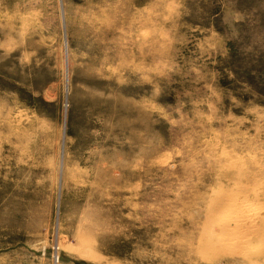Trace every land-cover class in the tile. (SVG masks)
I'll list each match as a JSON object with an SVG mask.
<instances>
[{
    "label": "rangeland",
    "instance_id": "obj_1",
    "mask_svg": "<svg viewBox=\"0 0 264 264\" xmlns=\"http://www.w3.org/2000/svg\"><path fill=\"white\" fill-rule=\"evenodd\" d=\"M0 264H264V0H0Z\"/></svg>",
    "mask_w": 264,
    "mask_h": 264
},
{
    "label": "bare ground",
    "instance_id": "obj_2",
    "mask_svg": "<svg viewBox=\"0 0 264 264\" xmlns=\"http://www.w3.org/2000/svg\"><path fill=\"white\" fill-rule=\"evenodd\" d=\"M224 158V157H223ZM232 162V161H231ZM253 165V164H252ZM228 168V167H227ZM229 169V168H228ZM229 200H231V199H229ZM235 201V200H234ZM234 203V202H233ZM242 203V202H241ZM231 204V205H230ZM245 206H247V205H245ZM251 206H253L252 204H251ZM250 206V207H251ZM237 207H239V206H233V204L232 203H227L225 206H223V210H221L220 211V213H219V215H220V218H219V222H220V224H224V222L225 221H228V224L227 225H223V227L224 228H222V230L220 231V235H218L217 237H216V242L214 243V245L215 246H226V245H228V244H231L232 242H229V238H227V236H230V238H232L233 240L235 239V238H239L240 239V237L241 236H239V234L243 231V229L245 228V227H248V226H246V225H241V226H239L238 224H239V221H241V220H238V219H236V220H234V222H229V219H231V218H229L230 217V214H232V213H239V211L240 210H243V212H245L246 214H247V222H248V224L250 225L252 222V220H254V219H251V218H253V214L255 213V209L254 208H243V205H240V208H238V209H236ZM232 211V212H231ZM242 212V213H243ZM249 215V216H248ZM235 216V215H234ZM238 217V216H237ZM243 217V216H242ZM246 217V216H245ZM257 219H259V218H257ZM245 221V220H244ZM257 223V222H256ZM247 224V225H248ZM252 225V224H251ZM254 226V225H253ZM251 226H249L248 228H250ZM250 233V232H249ZM247 234V233H246ZM251 237H252V235H251ZM255 237H257V236H255ZM244 238H245V235H244ZM249 239H250V237H249ZM242 243V242H241ZM260 244V243H259ZM238 245V244H237ZM231 246V245H230ZM234 246V245H233ZM242 246V245H241ZM244 246H246V245H244ZM235 247V246H234ZM238 250H239V248H238ZM240 250H242L241 248H240ZM240 253H242V251L240 252Z\"/></svg>",
    "mask_w": 264,
    "mask_h": 264
}]
</instances>
